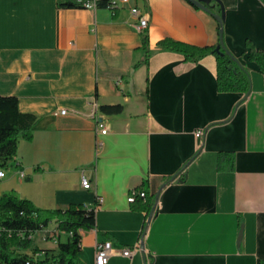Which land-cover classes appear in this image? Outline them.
<instances>
[{
    "label": "crops",
    "instance_id": "obj_1",
    "mask_svg": "<svg viewBox=\"0 0 264 264\" xmlns=\"http://www.w3.org/2000/svg\"><path fill=\"white\" fill-rule=\"evenodd\" d=\"M219 1L223 43L247 72L245 92L217 89L213 54L185 61L156 44L218 42L214 16L186 0H130L148 19V53L127 6L0 0V95L17 96L19 110L36 116L31 138L18 139L2 168L0 195L44 209L95 207L94 227L79 231L84 264H94L95 243L105 240L114 249L105 264L264 261V69L246 44L264 50V0ZM207 6L220 13L216 1ZM116 103L120 113L98 109ZM220 151L233 154L232 169H217ZM140 186L151 215L143 201H127ZM53 228L37 231L42 244L30 249H54L66 235ZM135 244L130 256L119 253Z\"/></svg>",
    "mask_w": 264,
    "mask_h": 264
},
{
    "label": "trees",
    "instance_id": "obj_2",
    "mask_svg": "<svg viewBox=\"0 0 264 264\" xmlns=\"http://www.w3.org/2000/svg\"><path fill=\"white\" fill-rule=\"evenodd\" d=\"M187 1V0H186ZM188 2V1H187ZM190 3V2H188ZM65 6H77L72 2L61 3ZM191 4V3H190ZM103 5V4H101ZM192 5V4H191ZM198 8L195 5H192ZM140 48L148 53V36L141 30ZM156 44L163 50L180 53L185 61L195 62L207 54L216 59V86L221 91L245 92L249 78L245 68L236 59L214 50V45L197 46L169 37L162 38ZM247 57L255 61L259 69H264V50L256 48L246 40ZM123 106L101 104L98 109L106 114H117ZM36 116L30 112H22L18 108L15 95H0V169L6 167L14 159L19 138L30 139L31 129ZM233 154L220 151L217 155L218 170L232 169ZM140 188L144 189L142 186ZM145 190V189H144ZM142 209L151 211V203L145 190ZM133 201V202H134ZM51 222L55 223L53 231L63 232L66 237H56L54 249L34 247L29 254L31 234L46 229ZM95 225V207H87L82 203H70L65 208L44 209L36 207L30 200L18 197L14 192L0 195V264H84L78 257L80 250V230L92 229ZM259 264H264L263 260Z\"/></svg>",
    "mask_w": 264,
    "mask_h": 264
},
{
    "label": "built area",
    "instance_id": "obj_3",
    "mask_svg": "<svg viewBox=\"0 0 264 264\" xmlns=\"http://www.w3.org/2000/svg\"><path fill=\"white\" fill-rule=\"evenodd\" d=\"M101 4H103V6L110 9L112 12H114L116 9L122 6H127L130 14L136 19V23H134V27L139 31L146 29V26L148 24L147 17L141 13V11L138 9L136 5L130 4V0H76L77 7L89 9L92 11L96 10L99 6H101ZM58 113L64 114L66 113V109L62 108L59 110ZM91 115L96 119L97 127L100 133L101 134L106 133L107 131L106 125L103 123L102 120H99L97 118L98 116L96 113V107L94 108V111L92 112ZM202 133H203L202 129L194 130V136L198 141L197 142L198 147L200 145V139ZM95 144L97 148H100L102 143L97 139ZM3 174H4L3 170L0 169V176H3ZM20 176L21 177L23 176V172L20 173ZM80 184L83 189L90 188V182L87 179V177H85L83 174H81L80 177ZM144 197H145V190L140 187H134L130 189L127 196V201L133 202L136 198L143 199ZM52 234L54 233L52 232ZM94 248H95L94 264H105L114 251L111 242L109 240L96 242ZM137 249H138V244H135L134 246L123 247L119 249V253H121L124 256H130L132 252ZM26 264L29 263L26 262Z\"/></svg>",
    "mask_w": 264,
    "mask_h": 264
},
{
    "label": "water",
    "instance_id": "obj_4",
    "mask_svg": "<svg viewBox=\"0 0 264 264\" xmlns=\"http://www.w3.org/2000/svg\"><path fill=\"white\" fill-rule=\"evenodd\" d=\"M187 1L190 2L192 5H195L198 8L203 9L204 11H207V12L211 13V15L214 16V18L216 19V21L219 24L218 44L215 46L214 50L216 52H219L220 51V48H222L223 53L227 54L231 59L236 60V58L229 52V50L225 47V45L223 43L222 23H223V19H224V9H223L222 3L219 0H214V1H216L219 4V7H220V13H215V12H212L210 10V8L207 6L209 4V2L212 1V0H187ZM162 186H164V185H162ZM157 195H158V193H157ZM152 211H153V209H151L150 215H151ZM240 234H241V231L239 232V235Z\"/></svg>",
    "mask_w": 264,
    "mask_h": 264
},
{
    "label": "rangeland",
    "instance_id": "obj_5",
    "mask_svg": "<svg viewBox=\"0 0 264 264\" xmlns=\"http://www.w3.org/2000/svg\"><path fill=\"white\" fill-rule=\"evenodd\" d=\"M41 236H43V234H42V232H34V233H32L31 234V246H33V245H35V244H37V245H40L41 246V240H40V237ZM45 236V235H44ZM29 246H30V244H29ZM34 248V247H33ZM32 248V249H33ZM32 249H30V247H28V249L27 250H32Z\"/></svg>",
    "mask_w": 264,
    "mask_h": 264
}]
</instances>
